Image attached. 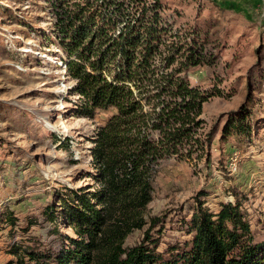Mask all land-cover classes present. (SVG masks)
Wrapping results in <instances>:
<instances>
[{
	"label": "rangeland",
	"instance_id": "374dc122",
	"mask_svg": "<svg viewBox=\"0 0 264 264\" xmlns=\"http://www.w3.org/2000/svg\"><path fill=\"white\" fill-rule=\"evenodd\" d=\"M162 3L178 34L167 37V43L188 40L195 32L203 58L185 75L213 95L201 115L203 133L210 135L205 153L165 157L157 168L145 218L162 220L150 234L158 238L157 251L165 254L169 245L191 240L194 231L189 224L196 200L213 213L238 200L253 242H260L264 239V0ZM53 17L45 0H0V264H36L28 251L52 254L70 247L77 235L65 208L75 202V192L95 193L100 187L92 166V138L115 110L79 112L86 98L70 91L75 81L67 64L63 71L67 58L54 37ZM242 105L246 130H232L224 137L228 118ZM50 210L54 221L47 219ZM9 216L15 218L14 224ZM144 228L133 230L123 245L138 244Z\"/></svg>",
	"mask_w": 264,
	"mask_h": 264
},
{
	"label": "trees",
	"instance_id": "16d2710c",
	"mask_svg": "<svg viewBox=\"0 0 264 264\" xmlns=\"http://www.w3.org/2000/svg\"><path fill=\"white\" fill-rule=\"evenodd\" d=\"M45 1L53 9L52 31L75 81L70 91L86 98L79 112H115L92 138L100 187L95 193L75 192V202L65 208L77 238L52 254L28 251L29 259L36 264H264V239L253 242L238 200L222 204L216 213L196 200L191 240L169 245L165 254L150 234L162 218H145L161 161L199 157L209 146L201 115L213 93L185 75L203 58L195 32L188 40L167 43V37L178 34L162 0ZM244 110L242 105L228 118L224 137L246 130ZM53 213L47 211L48 220L54 221ZM7 219L15 223L12 216ZM143 228L138 244L123 245L133 230Z\"/></svg>",
	"mask_w": 264,
	"mask_h": 264
},
{
	"label": "built area",
	"instance_id": "2783aa9c",
	"mask_svg": "<svg viewBox=\"0 0 264 264\" xmlns=\"http://www.w3.org/2000/svg\"><path fill=\"white\" fill-rule=\"evenodd\" d=\"M66 64H67V62L63 64V66H64L63 71H64V72H66V70H67V69H66Z\"/></svg>",
	"mask_w": 264,
	"mask_h": 264
}]
</instances>
